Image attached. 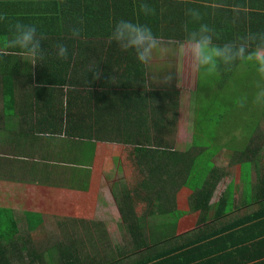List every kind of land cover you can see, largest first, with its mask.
Returning a JSON list of instances; mask_svg holds the SVG:
<instances>
[{
	"label": "crops",
	"instance_id": "1",
	"mask_svg": "<svg viewBox=\"0 0 264 264\" xmlns=\"http://www.w3.org/2000/svg\"><path fill=\"white\" fill-rule=\"evenodd\" d=\"M142 2L154 13H141ZM0 15L7 18L0 21V41L9 37V24L17 21L36 25L44 37L43 59L35 65L23 60L18 50L0 57V217L15 221L16 229L8 221L10 232L34 230L54 236L61 230H90L84 228V217L92 215L87 222L91 230L102 232H87L84 241L97 243L98 259L111 249L116 250L104 259H137L139 255L121 251L132 239L118 202L129 192L125 175L137 167L147 175L152 167L155 135H161L165 145L170 143L167 149L183 151L173 134L180 116V88L193 89L195 105L200 72L180 55V44L202 24L213 29L216 44L249 36L252 24L263 25L257 17L264 15V0H0ZM121 19L149 26L160 41L148 64L137 61L131 50L108 43ZM73 27L82 29L78 37L72 36ZM58 43L67 46L66 59L56 57ZM168 76L172 79L166 82ZM182 95L185 101L184 90ZM168 98L176 108L167 106ZM154 108H160L157 115ZM154 116L166 120V130L155 132ZM171 120L174 125L168 126ZM244 159L240 155L239 162ZM241 179L244 184L240 191L235 185L230 217L214 223L209 214L206 221L178 227L190 230L183 238L198 240L189 258L200 256L210 264H264V217L239 222L243 216L263 213L264 206L245 199L255 192L245 189ZM224 193L215 190L211 202ZM116 217L120 220L115 224L106 221ZM153 224L145 223L146 231L156 230ZM157 224L162 230L173 225ZM214 230L222 233L204 238Z\"/></svg>",
	"mask_w": 264,
	"mask_h": 264
},
{
	"label": "trees",
	"instance_id": "2",
	"mask_svg": "<svg viewBox=\"0 0 264 264\" xmlns=\"http://www.w3.org/2000/svg\"><path fill=\"white\" fill-rule=\"evenodd\" d=\"M257 20L263 25L252 24L250 35L264 34V15L257 17ZM240 38L242 37L233 38L231 42H239ZM96 79L98 78L94 77V81ZM96 100H98L97 93ZM167 106L176 108L177 104L172 98H168ZM159 109L154 108V114ZM174 122L175 120H171L168 126L174 125ZM165 128L166 120L163 117L154 116L155 132L161 133ZM195 130L196 123L192 145L187 151L182 152L167 149L170 143L165 145L162 136L155 135L152 167L146 169L148 174L146 175L145 169L137 167L132 174L127 173L125 175L126 187H128L129 192L128 195H123L119 199L118 209L122 220L128 223V233L132 243L129 244V248H123L121 251H128V256L139 255L137 259L130 262H124V259L121 262L115 259H104L109 252L116 249H111L98 259L96 256L99 255L100 249L96 250L97 243L91 241V245L84 241L85 233L94 232L95 235L99 236V232H102L101 230H94V227L91 230V226L87 223L89 220H93L91 213V216L84 217L88 226L84 228L90 230L64 231L60 233L59 237L52 236L47 232L36 233L34 230L23 233L10 232V225H7L8 221L16 229L15 221L11 218L6 221L5 218L0 217V264H192L194 260H201L199 261L201 263L197 264H210L208 261H202L204 259L200 256L189 258L193 255L191 251L195 249L194 244L198 240L195 241L193 236L183 238L190 230L178 231V227L182 224L206 221L209 214V218L214 223H217L220 218L230 217L236 202L233 193L237 180L228 183L225 189L226 195L219 197L215 203L211 202L218 183L222 178L230 176L232 169L221 170L216 168L215 161L212 159H216L215 156L219 154L218 151L209 155L206 153L207 146L198 147L195 140L198 138V134ZM211 136H217V134ZM162 143L163 145H161ZM216 149L219 150L218 147ZM241 149L243 148L240 144L233 149L245 156V159L236 166V179L240 174L245 179L244 174L239 172L242 166L247 167L251 173L250 166L253 168L255 165L254 161L257 159L261 147L257 146L250 151H240ZM248 153H252V156H249ZM202 159H205L203 163L211 162L210 167L204 168L203 163H200ZM199 166L202 176H198V181L195 182L194 177ZM253 179L251 181L245 180V189L255 192V195H250L245 199H249L248 201L251 203H260L261 206H264V173L256 177L255 180ZM94 193L95 191L92 190L89 198ZM213 208L216 211H212ZM259 216L264 217V212L243 216L239 222L250 223ZM262 219L264 222V218ZM153 221L152 227L157 229L146 231V225L149 226V222ZM160 221L169 222L173 225H168L170 229L162 230L157 224ZM79 223L82 226L83 221ZM221 231L205 232L204 238L209 239L213 235L222 233ZM178 238L181 242L179 244L177 243ZM51 249L54 250L50 251ZM107 251L106 249L103 252L106 253ZM220 252L222 253L221 250ZM121 256L127 258V253L122 252ZM177 261L179 262L177 263ZM219 264H222V261Z\"/></svg>",
	"mask_w": 264,
	"mask_h": 264
},
{
	"label": "rangeland",
	"instance_id": "3",
	"mask_svg": "<svg viewBox=\"0 0 264 264\" xmlns=\"http://www.w3.org/2000/svg\"><path fill=\"white\" fill-rule=\"evenodd\" d=\"M258 84L264 86V81L258 76L253 64L237 62L228 71L221 65L214 74L208 75L200 72L195 105H192L194 96H190L193 89L180 88V116L179 120H176L173 134L176 135L180 148L187 151L192 145L196 123L195 131L198 138L195 140L198 147L207 146L206 153L209 155L218 151L216 159H212L215 161L217 169L233 168L231 175L222 178L218 183L216 189L218 192L225 190L231 180H238L236 184L238 191L243 187L242 174L236 179V166L240 163V154L233 149L238 144L240 146L248 145L252 148L261 147L257 159L254 161L255 165L253 168L250 166L251 173L247 167H240L239 172L244 174V180L251 181L252 177L255 180L256 177L264 173V104L254 102ZM183 90L185 101H183ZM221 116L222 118H220ZM212 134H217V136H211ZM224 147L225 149H223ZM243 150L245 148L240 151ZM248 154L252 156V153ZM203 162L205 159L200 161L201 164ZM210 164L211 162L203 163V166L204 168L210 167ZM200 166L194 177L195 182L198 181V176H202ZM63 217V215H59V219ZM118 220L120 219L116 217V219L107 218L106 221L115 224ZM46 227H48V223H46ZM164 230L167 229L164 228ZM63 232V230L56 231L55 233L58 234L56 237H59ZM118 240H120L119 237L113 242L116 243ZM52 250L54 249L50 251Z\"/></svg>",
	"mask_w": 264,
	"mask_h": 264
},
{
	"label": "clouds",
	"instance_id": "4",
	"mask_svg": "<svg viewBox=\"0 0 264 264\" xmlns=\"http://www.w3.org/2000/svg\"><path fill=\"white\" fill-rule=\"evenodd\" d=\"M139 11L145 15L153 14L154 9L147 3L139 4ZM194 18H199L195 10H189ZM6 16L0 15V21H6ZM83 24V20L79 21ZM80 27H73L71 34L78 37L81 33ZM9 37L0 41V57L10 54L11 50H18L24 57L23 60L31 64H37V59H43L44 50L41 41L44 37L38 34L36 25L25 24L17 21L9 24ZM108 43H115L122 51L135 53V58L141 64H148L153 53L160 47V41L147 25L134 23L130 20L121 19L115 23ZM56 57L66 59L68 48L63 43L56 45ZM180 55L186 59L190 68L195 72H204L211 75L217 72L223 65L225 70H230L237 61L251 63L262 81H264V34H254L240 38L239 42L216 44L213 41V29L202 24L199 28L187 33V36L179 47ZM99 73L96 72L95 76ZM172 79L166 78V82ZM254 102L264 104V86L258 84ZM242 106V105H241Z\"/></svg>",
	"mask_w": 264,
	"mask_h": 264
}]
</instances>
